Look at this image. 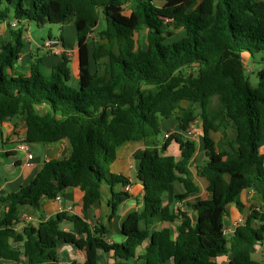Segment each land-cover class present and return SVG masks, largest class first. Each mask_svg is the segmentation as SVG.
Wrapping results in <instances>:
<instances>
[{
  "label": "trees",
  "instance_id": "1",
  "mask_svg": "<svg viewBox=\"0 0 264 264\" xmlns=\"http://www.w3.org/2000/svg\"><path fill=\"white\" fill-rule=\"evenodd\" d=\"M101 15L105 26L98 30ZM0 22L8 35L0 44V133L3 120L23 119L25 142L66 139L70 147L67 158L45 162L26 185L0 196V261L59 264L64 242L85 254L84 262L70 264H98V251L112 252L113 264H218L221 255H230L228 264H264L251 256L264 241V0H0ZM29 22L74 24L76 82L64 52L50 72L41 71L42 57L32 55L27 72L13 73ZM245 56L262 64L255 87ZM172 116L178 131L136 158L142 206L123 221L120 242L108 241L105 225L91 227L65 212L16 228L20 207L38 208L42 198L68 187L82 190L86 213L107 185L110 220L130 197L113 190L129 183L108 169L118 147L157 140L159 119ZM198 116L205 159L197 175L208 181L209 197L185 203L194 208L192 219L171 204L199 191L189 169L196 143L182 135ZM227 129L234 134L227 136ZM211 132L222 136L213 140ZM171 142L180 150L178 159L166 153ZM247 189L263 210L250 208L245 222L226 235L228 205L242 211L240 194ZM64 221L74 232L62 229Z\"/></svg>",
  "mask_w": 264,
  "mask_h": 264
},
{
  "label": "crops",
  "instance_id": "2",
  "mask_svg": "<svg viewBox=\"0 0 264 264\" xmlns=\"http://www.w3.org/2000/svg\"><path fill=\"white\" fill-rule=\"evenodd\" d=\"M6 23L0 22V44L2 41L6 40ZM27 31L23 36L24 47L20 53L18 60L15 62L12 67V71L15 74L22 72H27L29 63L32 59V55L38 56L39 53H34L35 50H42L47 55H60L65 53L69 58L73 57V51L68 49L64 41L60 40V44L47 49L43 46L44 40L40 43L38 41H32L28 38ZM62 37V35H61ZM51 38L47 37L46 39ZM63 38V37H62ZM34 51V52H33ZM77 79V71L75 72ZM160 127L163 129V135L165 132H176L178 131V121L172 116L169 118H163L159 123ZM199 126L201 128V119L198 118L193 122L190 127ZM26 132V126L23 119H5L1 123V133H0V196H3L7 193L17 191L20 186L26 185L42 168L43 164L51 159H62L67 158L70 154L69 143L66 139L60 140L51 144L43 143H28L29 152L32 154V158L28 159L26 153L16 149L19 139L24 138ZM218 132H211L210 136L213 140H218ZM184 138L193 140L196 143V150L192 156L189 169L193 176V182L198 186L199 191L196 195H192L187 199L177 202L178 205L184 210L185 203L193 204L199 199H206L209 197V192L207 190L208 181L201 176L197 175V166L204 161V147L203 142L201 141L202 132L191 137H187L185 133L182 134ZM221 137V134H220ZM220 139V138H219ZM154 141H156L154 143ZM162 141L158 139H148V140H130L124 142L120 145L116 151L115 160L110 164L111 169L109 171L112 174L117 176L124 177L128 179L129 189H125V186L121 184H115L113 187L114 191H127L130 194V197L121 203L117 210L116 214L108 220L109 209L107 205V200L110 197V189L107 185H102L101 198L98 203H96L91 209L86 213L83 212L82 200L83 192L78 187H68L65 188L60 195L59 201L54 199L42 198L38 208L31 206H22L18 210L17 216L19 217V223L16 225V228L20 231L22 227L26 224L36 225L39 221L45 220L48 218H53L59 212H65L67 215L76 214L82 218L93 227L95 224L105 225L109 231L108 241H116V236H120V241L122 240L121 236V226L125 218L133 211L137 210L142 206V197L143 190L139 181L136 179V158L143 152V150L151 145L155 144L160 146ZM167 154H172L176 159L180 157V150L178 146L171 142L166 150ZM201 185V186H200ZM242 198V199H241ZM172 196L169 194L167 197V202H171ZM240 200L243 202L244 207L242 211H238L234 204L228 205V213L224 218V225L230 229V234L233 233L237 225L243 224L249 214L250 208L260 209L262 208L261 199L254 193L252 190H243L240 194ZM4 207L0 205V210ZM187 207V206H186ZM188 210L189 215L194 219V208ZM24 215H31V222H24L22 217ZM179 224L178 222L176 223ZM21 225L19 229L18 226ZM62 229L66 231H73L72 225L69 221H64L62 224ZM175 234V231L172 230V235ZM78 237L80 235H77ZM119 241V242H120ZM143 251V248L139 250V254ZM98 264H113L114 257L112 252L104 253L102 251L97 252ZM59 255V264H70L71 262L82 263L85 261V254L82 250L75 248L70 244L62 242L58 248ZM251 256L256 260H264V241L261 245H256L251 250ZM230 255H221L215 259L218 264H228L230 261ZM1 264H10L3 261H0ZM130 264H139V261L132 262Z\"/></svg>",
  "mask_w": 264,
  "mask_h": 264
},
{
  "label": "rangeland",
  "instance_id": "3",
  "mask_svg": "<svg viewBox=\"0 0 264 264\" xmlns=\"http://www.w3.org/2000/svg\"><path fill=\"white\" fill-rule=\"evenodd\" d=\"M105 26V21L104 18L100 17L99 20V24H98V30L101 28H104ZM5 32L7 34V28H5ZM28 38L31 39L32 41H38V42H42L43 40H46V38L48 36L51 37H60V35H62L63 37V41L65 46L70 49V50H76V36H75V26L72 22L70 23H64L62 25L59 24H45L43 26L38 27L34 22H29L28 23V32H27ZM8 37V35H6V38ZM92 38L96 39L97 37L92 35ZM34 52V51H33ZM34 53H39L38 56L42 57L43 63L41 64V71L47 73L50 72L52 67L54 65H56L58 62L61 61V57L60 55H47L44 51L40 50H35ZM73 57L70 58V62H69V69H70V79L71 81H75L76 82V76H75V72L77 71V51H73ZM259 59H250L248 56L244 57V65H245V71L246 74L249 77L250 83L252 87H255L257 84V76H256V71L258 69H260L262 67V64L259 62ZM188 105L187 102H183L182 106L186 107ZM194 111L196 114L199 113V107L197 104L192 105ZM200 120V117H197ZM163 120V118L159 119V123ZM220 134L222 136V132H218L217 133V138H220ZM223 134L224 131H223ZM226 134L227 136H232L234 134L233 129H227L226 130ZM156 138L159 141L163 140V129L162 127H160V134L158 136H156ZM202 141V136L201 138ZM217 141V139H216ZM261 152L264 153V147L261 148ZM108 169H111V166L109 165ZM201 186V185H200ZM175 188L177 191H181L182 187L179 184L175 185ZM242 199V198H241ZM171 207L173 209H175L176 207H180L182 208L180 205H178L177 203H173L171 204ZM188 210L190 208L186 207ZM179 223V221L174 222L173 224H171V228L174 230L176 227V223ZM18 228H21V225L18 226ZM116 241H120V236H116ZM1 264V263H0Z\"/></svg>",
  "mask_w": 264,
  "mask_h": 264
},
{
  "label": "built area",
  "instance_id": "4",
  "mask_svg": "<svg viewBox=\"0 0 264 264\" xmlns=\"http://www.w3.org/2000/svg\"><path fill=\"white\" fill-rule=\"evenodd\" d=\"M12 25L14 26L15 23H12ZM58 44H60V40H59L58 38H48V39H46V40L43 42V46H44L45 48H47V49H50V48H52V47H54V46H56V45H58ZM198 133H201V128H200L199 126H193V127H190V128L185 132V134H186L187 137H191L192 135H196V134H198ZM170 134H171V132H165L164 135H163V137H164V138H167ZM263 147H264V146H262L261 148H263ZM16 149L25 152V153H26V157H27L28 159H31V158H32V154L29 152L28 143L24 141V138L19 139L18 144H17V146H16ZM260 152H261V149H260ZM261 153H262V152H261ZM263 154H264V153H263ZM125 189H129V186L126 185V186H125ZM53 199L56 200V201H59V199H60V195H57V196H56L55 198H53ZM22 220H23L24 222H31V220H32V216H31V215H24V216L22 217ZM223 230H224V233H225L226 235H229V233H230V229L227 228L225 225H224V229H223Z\"/></svg>",
  "mask_w": 264,
  "mask_h": 264
}]
</instances>
